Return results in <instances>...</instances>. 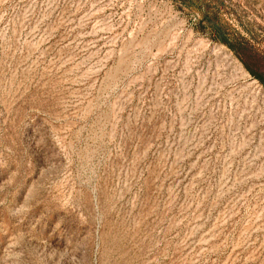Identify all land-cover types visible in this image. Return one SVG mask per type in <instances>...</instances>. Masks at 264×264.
Returning a JSON list of instances; mask_svg holds the SVG:
<instances>
[{"label": "rangeland", "instance_id": "374dc122", "mask_svg": "<svg viewBox=\"0 0 264 264\" xmlns=\"http://www.w3.org/2000/svg\"><path fill=\"white\" fill-rule=\"evenodd\" d=\"M249 68L264 0H0V264H264Z\"/></svg>", "mask_w": 264, "mask_h": 264}, {"label": "trees", "instance_id": "16d2710c", "mask_svg": "<svg viewBox=\"0 0 264 264\" xmlns=\"http://www.w3.org/2000/svg\"><path fill=\"white\" fill-rule=\"evenodd\" d=\"M205 20L208 21V18H206ZM208 22L210 23V27L213 30V34L215 35V37H217V39L220 42L226 44L231 49H233L236 53H238L236 48H235V45L231 44V42H229V40L226 38L227 37L226 33H225L226 26L224 24L217 23L216 20H213L212 22L209 20ZM235 40H236V43L238 44L239 48L243 49L246 56H248L251 59L252 58L255 59L257 61L258 65H260L263 62L262 56L257 54L252 49H250L244 40H242L240 38H236ZM247 53H249V54H247ZM260 66H262V64ZM249 71L253 74V76L255 78H257L259 81H261V83L264 84V74H260L258 71H253V70H251V68H249Z\"/></svg>", "mask_w": 264, "mask_h": 264}]
</instances>
